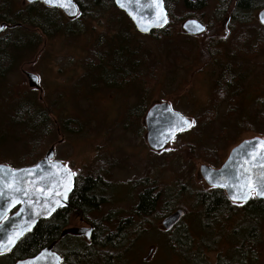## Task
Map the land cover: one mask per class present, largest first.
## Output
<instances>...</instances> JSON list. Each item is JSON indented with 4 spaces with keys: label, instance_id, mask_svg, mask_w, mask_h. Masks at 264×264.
<instances>
[{
    "label": "rangeland",
    "instance_id": "374dc122",
    "mask_svg": "<svg viewBox=\"0 0 264 264\" xmlns=\"http://www.w3.org/2000/svg\"><path fill=\"white\" fill-rule=\"evenodd\" d=\"M207 2L208 8L199 13L175 7L174 24L180 26L189 17H199L219 29L216 37L220 41H214L208 32L192 43L185 36L175 35L167 42L168 49L161 54V60L154 38L130 34L133 42L135 39L136 43L149 48L152 59L163 68L160 73L157 69L155 73L142 69L131 86L109 88L96 80L87 68L96 41L107 43L119 29L125 30L127 26L126 19L120 21L115 10L99 21H81L76 36L50 41L45 52L41 50L24 57L7 78L0 81V165L23 167L20 161L28 154L33 137L27 134L26 124L15 126L12 122L18 105L28 99L47 108L56 127L68 119L79 120L83 126L82 131L72 135L61 130L52 133L47 148L36 160L55 146V160L80 178L90 175L100 161L105 163L102 175L114 185L113 192L106 191L107 195L115 196L113 202L101 212L83 218L84 224L80 222L82 216H74L70 227L88 226L86 222L94 225L93 222L101 221L114 211L117 217L109 228L114 232L124 220L130 219L122 256L116 259L117 253L112 252L116 264H193L194 256L207 264H218L219 260L222 264L230 260L231 264H240L233 249L236 241L231 226L225 229L204 225V210L198 197L212 190L202 179L200 168L203 164L211 165V161L220 166L233 147L245 139L264 138V48L257 56L234 58L230 62L228 57L235 52L241 27L232 23L230 33L226 34L216 19L213 0ZM211 41L217 42V47L212 49L217 52V58L209 57ZM229 63L240 64L236 72L245 76L238 99L228 96L215 109V117H207V113L213 112L221 69ZM24 70L39 76L42 93L29 88ZM143 96L150 103L169 102L175 112L195 121V129L184 132L163 152H153L146 141L144 117L133 118L140 123L136 127H132L133 121L127 118L130 109ZM206 120L208 125H202ZM208 151L213 152L212 158L208 157ZM144 183L154 190L159 204L153 215L140 220L142 217L136 215L135 208ZM177 209L184 210L185 216L174 230L167 232L162 221ZM262 230L264 240V226ZM183 233L188 235L187 241L181 240ZM76 242L68 237L62 244L70 247ZM62 244L58 249L64 253ZM252 257L255 264H264V242ZM0 264H14L13 256H0Z\"/></svg>",
    "mask_w": 264,
    "mask_h": 264
},
{
    "label": "trees",
    "instance_id": "16d2710c",
    "mask_svg": "<svg viewBox=\"0 0 264 264\" xmlns=\"http://www.w3.org/2000/svg\"><path fill=\"white\" fill-rule=\"evenodd\" d=\"M73 1L80 10V16L75 20H69L60 10L47 8L40 3L24 5L21 0H0V25L6 23L13 26V28L6 29L0 36V81H4L24 57L36 54L41 50L45 52L50 41L59 37L76 36L81 21H99L114 10L117 11L116 14L120 21L122 18L126 19L127 26H124L125 30L119 29L107 43L102 40L96 41L91 50L92 60L87 64L88 70L94 73V78L109 88H119L124 85L131 86L137 80L138 75L143 72L142 69H148L153 73L156 72V69L158 73L162 71V66L152 59L153 53L150 52L149 48L136 43L135 39L133 42V37L130 34L134 36H140V34L137 33L129 18L116 7L114 0ZM178 2L184 3L182 7L194 13L197 10L203 9L204 11L206 8L205 0H165L170 19L169 25L163 31L153 32L148 36L156 40V51H158L157 55L161 60L163 59L161 54L165 49L167 51L166 44L172 41L173 36H185L188 38L187 41L191 43L200 40L184 35L181 32V25L174 24L173 14L175 7L178 8ZM253 5L254 0H238V6L242 9L239 10L241 14H248L249 10L253 9ZM197 19L204 21L199 17ZM259 38L260 46L264 48L263 32L260 33ZM233 50L235 52H232L228 57L230 62L234 58L248 55L243 40H240ZM94 61L99 63L96 65ZM227 65L223 67L222 76L216 82L218 88L215 93V105L213 112L207 113V117L208 115L215 117V109L228 96L232 95L234 100L238 99L239 83H242L243 80H241L240 74L235 72L240 66H234V63ZM153 66L156 68H152ZM40 104V102L28 99L20 103L14 112L15 119L12 124L15 126L26 124L27 134L33 137V141L29 144L28 154L20 161L23 167L34 165L40 160L36 159L41 151L47 148L52 133L61 130L62 133L72 135L83 130V126L76 119H68L56 127L50 117L51 112ZM151 105L152 103L146 101L143 96L130 109L127 118H130L131 122L134 120L133 118L142 119ZM205 122L208 120L203 121L202 125H208ZM139 124L133 121L132 127ZM194 129L195 127L192 131ZM191 147L194 148V144ZM211 156H213V152L208 151V157ZM208 161H211L210 158ZM25 163L27 165H23ZM98 164L90 175H86L84 178H76L75 189L69 199V207L58 210L49 220L39 222L33 232L24 236L15 249L9 253L13 256L14 264L20 260L35 257L54 242H59L55 250L66 261H69V264H116L112 252L117 253L116 259L118 256H122L123 251L121 250L124 249L125 237L129 235L127 228L131 221L130 219L124 220L125 223H121L114 232H111L109 228L117 217L114 211L103 216L101 221L93 222L95 232L91 245H84L80 252L71 248L68 255L58 249L60 244L65 241V239L60 241L61 233L71 225L74 216H82L86 219L101 212L104 206L111 204L110 197L106 194V191L111 188V182H107L102 175L105 170V163L100 161ZM211 165L218 166L213 161H211ZM157 199L152 191H146L142 195L140 204L135 208L136 215L142 217L140 220H143L145 216H151L156 211ZM198 201L204 210V225L208 228L218 225L225 229L230 225L233 238L236 241L233 249L237 259H240V264L248 263V261L255 264L252 256L258 252V247L264 242L262 230L264 226V201L251 199L246 204L237 207L229 202L224 191L220 189L199 194ZM226 223L229 224L226 225ZM181 235V240H188V235L185 233ZM193 258V264H207L202 259H198L197 256ZM218 264H222V261L219 260ZM227 264H231V260Z\"/></svg>",
    "mask_w": 264,
    "mask_h": 264
},
{
    "label": "water",
    "instance_id": "95a60500",
    "mask_svg": "<svg viewBox=\"0 0 264 264\" xmlns=\"http://www.w3.org/2000/svg\"><path fill=\"white\" fill-rule=\"evenodd\" d=\"M26 2H40L49 8L59 9L69 19L79 16V8L73 0L71 2L76 11L75 16L70 15L64 7L50 6L44 3V0ZM114 3L127 15L141 35L149 36L155 31L165 29L169 24L165 0H114ZM163 17H166L167 22L158 23ZM262 18L264 10L259 14L260 23L264 26ZM192 22L202 26L203 31H194ZM0 28L1 35L6 28L11 27L4 23ZM182 28L184 33L192 36L202 35L206 31L197 20L186 21ZM24 75L27 77L29 88L42 92L36 74L24 71ZM36 77L38 80L34 79ZM181 119L191 121L174 112L169 103L154 104L144 118L149 148L161 152L182 132L192 128L180 130ZM260 141L264 139L255 137L241 142L232 149L227 161L219 169L202 165L203 180L212 188L223 189L233 203H246L253 195L264 200V196L258 194L260 188L264 187V144L259 143ZM25 171L30 174L25 175ZM75 183L74 172L55 160V146L51 147L35 166L14 169L8 165H0V255L13 251L25 235L33 232L40 221L49 219L57 210L67 208ZM17 187L26 189V192H17ZM17 207L18 211L8 217ZM184 216L185 212L178 210L164 219L162 226L170 231ZM93 232V226L69 228L62 232L61 238L74 235L85 237L90 242ZM54 246L55 243L35 257L18 261L16 264H63L62 257L53 251Z\"/></svg>",
    "mask_w": 264,
    "mask_h": 264
},
{
    "label": "flooded vegetation",
    "instance_id": "af4514ba",
    "mask_svg": "<svg viewBox=\"0 0 264 264\" xmlns=\"http://www.w3.org/2000/svg\"><path fill=\"white\" fill-rule=\"evenodd\" d=\"M213 2H214V7H216V10H217V13H216V15H217V17H216V19L218 20V21H220V25H221V27L224 29V30H226V34H229L230 33V31H231V27L234 25H232V23H235V24H237V25H239L240 27H241V29L240 30H242L241 31V33L240 34H238L237 35V38H236V44L240 41V40H243V42H244V44H245V46H246V50H247V53H248V55H253V56H257V54L258 53H260V48H261V46H260V43H259V35H260V33L261 32H263L264 33V27L261 25V23H260V20H259V14H260V12L262 11V10H264V0H254V5H253V9H250L249 10V12H248V14L246 13V15H245V13L244 14H241L240 13V11L239 10H242L239 6H238V0H213ZM37 3H40V2H37ZM27 3H25L24 5H26ZM40 4H42V3H40ZM183 4L184 3H181V2H178V7H182L183 6ZM43 5V4H42ZM205 5H206V8L205 9H207L208 8V2H207V0H205ZM45 6V5H44ZM46 7V6H45ZM201 11H203V9L202 10H197L195 13H199V12H201ZM198 17H196V16H193V17H189V18H187V19H185L182 23H181V26L184 24V22L187 20H192V19H196V20H198L197 19ZM199 22H201L203 25H205L206 26V28L208 29V36H210L211 38H213L214 39V41H220V38H217L216 37V33L218 32V28H216L215 27V25L214 24H206L205 23V21H200V20H198ZM246 27V30L245 29H243V28H245ZM263 30V31H262ZM205 35V34H204ZM204 35H202V36H200V37H195V38H201V37H203ZM186 36H188V35H186ZM189 37H191V36H189ZM212 40V39H211ZM214 41H211L212 43H210L209 45H208V52H209V57L212 59V58H217V57H219L218 56V54H217V52H213V48H215V47H217V42H214ZM258 42V43H257ZM253 44V45H252ZM252 45V46H251ZM249 47H251V49H250V51H248V48ZM217 54V55H215V54ZM248 55H246V56H248ZM245 56V57H246ZM244 57H240L239 59H243ZM237 62V61H236ZM235 64V63H234ZM236 66H241L240 64H237ZM241 68V67H240ZM239 68V69H240ZM223 69V68H222ZM221 69V70H222ZM237 73V72H236ZM221 75V74H220ZM239 77V76H238ZM242 77V79L241 80H243V81H245V76L244 75H242L241 76ZM239 86L241 87V83H239ZM148 184V183H147ZM147 184L146 183H144V188H143V190L140 192V194L138 195V203H137V206H138V204H140V202H141V197H142V195L146 192V191H152V193H153V195L155 196V192H154V190L153 189H151V188H148L147 187ZM211 190H213L212 188H210ZM110 190V193H111V191L113 192V190H114V185H112L111 184V188L109 189ZM109 197H110V200H111V203L113 202V200H112V198H115V196H110V194H109ZM254 199H256V200H260V199H258V198H256V197H254ZM158 204H159V198L157 199V201H156V205H155V208L157 209L158 208ZM137 206H136V208H137ZM68 208V207H67ZM18 209H19V207H17L16 209H14L10 214H9V216L8 217H10L11 215H13V214H15L17 211H18ZM178 210V209H177ZM176 211V210H175ZM174 211V212H175ZM174 212H172V213H174ZM155 212H153L151 215H153ZM172 213H170V214H167L166 216H165V218H167L168 216H170ZM55 214V213H54ZM116 216H117V213H116ZM7 217V218H8ZM53 217V216H52ZM52 217H50V218H52ZM79 217H81V216H79ZM49 218V219H50ZM164 218V219H165ZM49 219H46V220H49ZM43 221V220H42ZM41 222V221H40ZM80 222L82 223V224H84L85 223V221L83 220V217H81L80 218ZM86 224H88V226H84V225H82V226H80V227H70V226H68L67 228H84V227H90V226H92L91 224H89V223H87L86 222ZM66 228V229H67ZM176 228V227H175ZM174 228V229H175ZM164 229V228H163ZM173 229V230H174ZM146 230H148V229H146ZM64 231V230H63ZM172 231V230H171ZM94 232H95V230H94ZM94 232H93V234H94ZM167 232H170V231H167ZM70 238V239H75V240H77V242H76V244H74L73 246H70V247H68V245H66L65 243L64 244H62L63 246H64V252L66 253V255H68V251L72 248V249H75V250H77V251H81L82 249H83V246L84 245H87V246H89V245H91V243L92 242H88V241H86V239L84 238V237H75V236H72V235H69V236H66V237H64V238H60V241L61 240H63V239H67V238ZM93 237V236H92ZM59 243V242H58ZM57 242H56V245H55V248H54V251H56L55 249H56V246H57V244H58ZM60 247H61V244H60ZM57 252V251H56ZM0 256H2V255H0ZM62 258H63V263L64 264H69V261H66V259L62 256Z\"/></svg>",
    "mask_w": 264,
    "mask_h": 264
},
{
    "label": "snow or ice",
    "instance_id": "6c2138e0",
    "mask_svg": "<svg viewBox=\"0 0 264 264\" xmlns=\"http://www.w3.org/2000/svg\"><path fill=\"white\" fill-rule=\"evenodd\" d=\"M119 2V0H118ZM44 3L49 4L50 6H58V7H64L66 11H69L70 15L75 16L76 15V11L72 5L71 0H44ZM121 6L123 7L124 5L121 4ZM166 17H163L158 23L163 24L166 23ZM262 22H264V18H262ZM193 25V30L194 31H203L202 26L195 24V22H192ZM0 30H2V28H0ZM142 30H147V29H142ZM38 80V77L34 78ZM195 125V121H188L186 119H181V124H180V130H185L186 128H191ZM259 143L264 144V141H260ZM25 175L30 174L29 172L25 171L24 172ZM26 182V181H25ZM17 192H26V189H23L21 187H17L15 189ZM259 195L264 196V187L260 188V191L258 192ZM235 199V197H234ZM244 199L246 200L247 197H244Z\"/></svg>",
    "mask_w": 264,
    "mask_h": 264
},
{
    "label": "bare ground",
    "instance_id": "6f19581e",
    "mask_svg": "<svg viewBox=\"0 0 264 264\" xmlns=\"http://www.w3.org/2000/svg\"><path fill=\"white\" fill-rule=\"evenodd\" d=\"M36 3H37V2H36ZM42 4H43V3H42ZM43 5H44V4H43ZM45 6H46V5H45ZM46 7H47V6H46ZM47 8H49V7H47ZM52 9H55V8H52ZM143 36H145V35H143ZM40 86H41V85H40ZM74 189H75V187H74ZM68 207H69V206H68ZM57 211H58V210H57ZM57 211H56V212H57ZM56 212H55V213H56Z\"/></svg>",
    "mask_w": 264,
    "mask_h": 264
}]
</instances>
